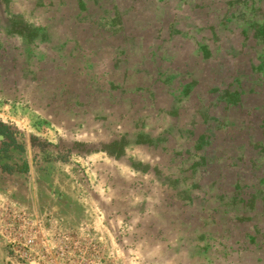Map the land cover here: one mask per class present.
I'll return each mask as SVG.
<instances>
[{"label":"rangeland","instance_id":"obj_1","mask_svg":"<svg viewBox=\"0 0 264 264\" xmlns=\"http://www.w3.org/2000/svg\"><path fill=\"white\" fill-rule=\"evenodd\" d=\"M0 121L108 225L47 247L0 205V264H84L64 232L97 264H264V0L0 2Z\"/></svg>","mask_w":264,"mask_h":264},{"label":"crops","instance_id":"obj_2","mask_svg":"<svg viewBox=\"0 0 264 264\" xmlns=\"http://www.w3.org/2000/svg\"><path fill=\"white\" fill-rule=\"evenodd\" d=\"M13 157L26 162L27 170H0V205L25 208L38 223L37 230L47 247L53 243L55 229H69L81 237H96L107 243L108 225L89 190L77 188L79 184L71 174L55 163L37 165L16 153Z\"/></svg>","mask_w":264,"mask_h":264},{"label":"trees","instance_id":"obj_3","mask_svg":"<svg viewBox=\"0 0 264 264\" xmlns=\"http://www.w3.org/2000/svg\"><path fill=\"white\" fill-rule=\"evenodd\" d=\"M9 0H0L2 3H7ZM20 135L4 122L0 121V170L5 173L13 171L26 172L27 163L18 161L13 157L12 151H23L24 145L17 140ZM30 146H37L38 141L34 136L29 137Z\"/></svg>","mask_w":264,"mask_h":264},{"label":"built area","instance_id":"obj_4","mask_svg":"<svg viewBox=\"0 0 264 264\" xmlns=\"http://www.w3.org/2000/svg\"><path fill=\"white\" fill-rule=\"evenodd\" d=\"M19 216L24 220V222L28 225V218L23 213L20 212ZM61 237L63 240L68 241L72 248L78 249L79 252H74L71 255L76 256V259H78L80 262L84 264H97L99 262L100 258V252L97 248V245L95 243V240L93 238H79L76 236H73L71 232H64ZM30 238V239H29ZM28 238V245L29 242L32 243L34 237L31 235ZM33 238V239H32ZM34 244V242H33ZM70 251H68L66 248H62L60 246H56V255L65 263V261L69 260L70 257Z\"/></svg>","mask_w":264,"mask_h":264}]
</instances>
